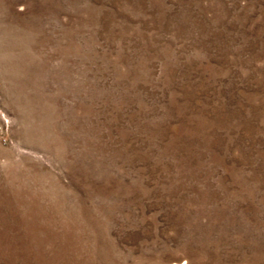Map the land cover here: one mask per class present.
Segmentation results:
<instances>
[{
  "label": "rangeland",
  "instance_id": "rangeland-1",
  "mask_svg": "<svg viewBox=\"0 0 264 264\" xmlns=\"http://www.w3.org/2000/svg\"><path fill=\"white\" fill-rule=\"evenodd\" d=\"M0 264H264V0H0Z\"/></svg>",
  "mask_w": 264,
  "mask_h": 264
}]
</instances>
